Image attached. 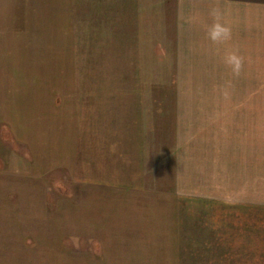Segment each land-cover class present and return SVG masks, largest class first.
I'll return each instance as SVG.
<instances>
[{"label":"crops","instance_id":"0c3cea01","mask_svg":"<svg viewBox=\"0 0 264 264\" xmlns=\"http://www.w3.org/2000/svg\"><path fill=\"white\" fill-rule=\"evenodd\" d=\"M253 14L264 18V0H0V32H11L0 38V64H36L31 110L46 136L37 144H51V154L41 148L42 165L55 174L67 170L75 182L56 188L58 214L81 221L80 233L97 239L124 238L139 217L155 221L161 197L152 203L151 192L182 190L178 177L187 173L185 81L223 79L238 90L264 79L261 59L251 61L247 77L220 58L234 46L228 36L220 41L221 20L239 26ZM2 69L0 156L8 164L14 150L3 145L1 127L27 141L28 106L26 91L11 84L8 66ZM19 185L4 187L16 192Z\"/></svg>","mask_w":264,"mask_h":264},{"label":"rangeland","instance_id":"374dc122","mask_svg":"<svg viewBox=\"0 0 264 264\" xmlns=\"http://www.w3.org/2000/svg\"><path fill=\"white\" fill-rule=\"evenodd\" d=\"M250 19L239 26L228 23L229 28L220 23V41L228 36L234 45L220 58L231 59L235 76L253 77L251 61L264 62V18L253 14ZM6 34L11 32H0V38ZM0 66V72L8 66L11 84L26 91L28 106L27 141L1 127L3 145L16 156L11 154L8 164L0 156V264H264V79L254 77L238 90L223 79L185 81L182 171L187 173L178 177L182 190L151 192L152 203L161 197L154 222L139 217L124 238L97 239L80 233L85 230L81 221L69 223L58 214L63 208L58 207L56 188L75 182L64 176L67 170L56 169L55 174L42 165L41 148L51 154V144L48 139L37 144L46 136L36 129V111L31 110L36 104V64ZM259 83L261 90H255ZM249 85L252 93L245 96ZM16 184L24 189L4 187Z\"/></svg>","mask_w":264,"mask_h":264}]
</instances>
